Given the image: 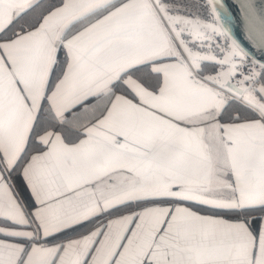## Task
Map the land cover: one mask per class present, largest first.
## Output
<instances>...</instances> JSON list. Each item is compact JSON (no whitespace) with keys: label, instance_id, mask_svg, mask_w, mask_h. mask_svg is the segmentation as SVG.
I'll use <instances>...</instances> for the list:
<instances>
[{"label":"snow or ice","instance_id":"snow-or-ice-1","mask_svg":"<svg viewBox=\"0 0 264 264\" xmlns=\"http://www.w3.org/2000/svg\"><path fill=\"white\" fill-rule=\"evenodd\" d=\"M219 2L0 0V264H264V61Z\"/></svg>","mask_w":264,"mask_h":264},{"label":"water","instance_id":"water-1","mask_svg":"<svg viewBox=\"0 0 264 264\" xmlns=\"http://www.w3.org/2000/svg\"><path fill=\"white\" fill-rule=\"evenodd\" d=\"M257 9L264 10V0H254ZM220 20L232 38L243 48L251 51L260 61H264V53L256 52L246 38L248 0H220L218 5Z\"/></svg>","mask_w":264,"mask_h":264}]
</instances>
